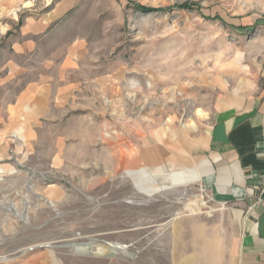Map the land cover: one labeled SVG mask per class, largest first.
<instances>
[{
  "label": "rangeland",
  "instance_id": "374dc122",
  "mask_svg": "<svg viewBox=\"0 0 264 264\" xmlns=\"http://www.w3.org/2000/svg\"><path fill=\"white\" fill-rule=\"evenodd\" d=\"M61 2L0 0V264H237L246 188L159 191L125 161L257 82L264 0H75L44 26Z\"/></svg>",
  "mask_w": 264,
  "mask_h": 264
},
{
  "label": "crops",
  "instance_id": "0c3cea01",
  "mask_svg": "<svg viewBox=\"0 0 264 264\" xmlns=\"http://www.w3.org/2000/svg\"><path fill=\"white\" fill-rule=\"evenodd\" d=\"M47 2L49 4L50 0ZM74 2L62 0L50 11V17L44 18V26L64 15ZM262 19L259 31H264ZM68 88L63 86L57 90L61 96H57L56 101L49 97L50 108L59 109L61 115L70 109L67 106L65 110L64 107ZM52 94L49 92V96ZM222 96L223 100L216 104L207 125L185 127L176 133V139L170 138V143L162 140L161 145H145L141 151L137 150V156L129 153L127 162L124 160L125 168L144 166L153 169L140 173L139 178L146 174L155 189L165 192L199 184L208 190L215 187L220 199L231 201L234 186L246 188L248 195L241 208L234 211L239 228V235L235 238V256L237 264H264V213L261 207L250 209L257 200L256 192L250 193V190L264 181V56L258 65L255 84L245 85L234 96L225 92ZM26 116L31 118L30 114ZM72 118L65 121L61 117L60 124H70ZM3 123L9 125L7 120L1 125ZM16 131V137L25 134L21 128ZM25 131L27 134L30 132ZM217 242L223 246L220 230H217Z\"/></svg>",
  "mask_w": 264,
  "mask_h": 264
},
{
  "label": "built area",
  "instance_id": "2783aa9c",
  "mask_svg": "<svg viewBox=\"0 0 264 264\" xmlns=\"http://www.w3.org/2000/svg\"><path fill=\"white\" fill-rule=\"evenodd\" d=\"M255 192L257 194L256 196L257 200L255 204L252 207H250V209L253 208L254 206L261 207L264 213V181L263 184H261L260 186L254 187L253 190L252 189L250 190V193H255Z\"/></svg>",
  "mask_w": 264,
  "mask_h": 264
},
{
  "label": "bare ground",
  "instance_id": "6f19581e",
  "mask_svg": "<svg viewBox=\"0 0 264 264\" xmlns=\"http://www.w3.org/2000/svg\"><path fill=\"white\" fill-rule=\"evenodd\" d=\"M195 112H196L197 117H199V116L202 117L203 113L200 110H197Z\"/></svg>",
  "mask_w": 264,
  "mask_h": 264
},
{
  "label": "trees",
  "instance_id": "16d2710c",
  "mask_svg": "<svg viewBox=\"0 0 264 264\" xmlns=\"http://www.w3.org/2000/svg\"><path fill=\"white\" fill-rule=\"evenodd\" d=\"M139 7H141V8H143V9H145L143 6H139ZM148 11H152V10H149V9H148Z\"/></svg>",
  "mask_w": 264,
  "mask_h": 264
}]
</instances>
